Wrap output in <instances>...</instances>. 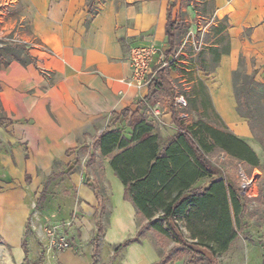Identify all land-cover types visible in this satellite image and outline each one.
<instances>
[{
  "label": "crops",
  "instance_id": "1",
  "mask_svg": "<svg viewBox=\"0 0 264 264\" xmlns=\"http://www.w3.org/2000/svg\"><path fill=\"white\" fill-rule=\"evenodd\" d=\"M178 2L102 0L101 4H92L97 12L91 14L89 0L33 1V31L41 48H31L29 53L34 62L27 66L13 61L0 68V115L13 121L0 126V139L12 145L10 153H4L2 162L17 182L29 183L31 191L37 192L41 174H49L55 162L69 165L83 156L81 149L84 148L90 162L104 160L103 185L108 200H100L84 184L81 174L72 175L63 184L76 189L80 218L75 220L76 248L61 252L57 264L93 263V245L89 240L97 235L94 215L103 202L110 214L105 234L100 238L101 264H162L165 258L163 248L151 236V227L145 228L138 240L116 251L126 240L135 239L148 221L127 196L125 186L111 168L110 157H102L99 147L93 144L109 126L116 128L123 119H131L132 114L124 117L122 113L127 109L135 112L140 101L148 96L149 90L139 91L127 84L132 77L129 52L131 48L147 45L168 51L167 26L170 18L174 20ZM215 2L218 15L230 20L233 52L222 59L218 81L213 87L207 86L215 110L225 124L236 136L249 140L251 128L236 110L231 70L241 27H254L255 39L264 36V0ZM172 56L167 58L175 62ZM165 69L173 81V67ZM174 95L156 93L149 101L158 97L171 108L177 107ZM220 95H225L232 104V116L220 111L217 101ZM174 115L172 110L167 111L164 120L174 125ZM116 119L119 120L115 122ZM17 210L24 218L17 251V260L23 262L26 253L22 237L30 207L23 193L8 188L0 192V218L10 220ZM8 225H0V236L4 239L3 230ZM78 248L83 254L76 253ZM165 264L185 263L169 259Z\"/></svg>",
  "mask_w": 264,
  "mask_h": 264
},
{
  "label": "rangeland",
  "instance_id": "2",
  "mask_svg": "<svg viewBox=\"0 0 264 264\" xmlns=\"http://www.w3.org/2000/svg\"><path fill=\"white\" fill-rule=\"evenodd\" d=\"M33 1L37 0H0V49L23 48L24 51L30 52L34 46L41 48L33 31ZM101 2L102 0H89V4H101ZM176 4L173 19L177 22V36L172 54V59L175 61L172 79L177 86L179 96H183L188 105L171 108L162 98L156 97L143 108V116L153 124V134L159 137L162 146L168 144L178 131L174 125L164 120L167 111L172 110L174 114L180 115L188 126L203 121L223 129L214 105L208 106V100L212 101V98L207 84L213 87L218 81L221 61L224 56H227H222L217 63L215 61L217 53L214 50H229L228 55L233 52L230 20L227 16L218 15L215 0H180V4L179 2ZM221 24L226 27L225 31H218ZM254 35V27H241L239 31L235 65L231 70L233 88L234 73L238 74L239 85L246 89L254 90L255 87L251 86L252 78L264 85V36L255 39ZM201 83L206 88H203ZM176 96L175 94L174 98ZM253 99L255 100V97L249 99L247 93H242V100L247 101L245 105L250 102L252 104ZM192 101H196L198 112L195 111ZM263 101L262 94L261 102ZM157 103H160L158 116L154 111ZM248 109V106H244L245 111ZM247 122L249 124V120ZM117 127L122 129L126 136H130L133 130L128 119L119 122ZM258 135L264 137V122L258 130ZM245 141L259 155L262 168L253 169L242 165L224 152L215 150L207 154L206 158L216 175L210 179H202L196 185L205 189L213 179L222 177L228 187L239 189L246 197L245 210L236 226L238 236L235 241L226 252L214 255L196 244L197 239L191 237L183 219L178 218L169 223L159 220L158 222L164 225L167 233L162 234L151 228L153 230H151V236L163 248L164 257L179 259L185 264H264V148L253 133L252 137ZM11 146L0 139V192L8 188L12 192L23 193L24 201L30 207L22 237L26 241V248L23 249L26 258L23 262L18 261V248L9 244L1 236L0 243L6 246L12 264H57L59 255L64 251L57 245L61 239H66L72 244L73 249L76 248L73 235L76 230L75 220L80 218L78 209L80 200L76 196V189L68 188L63 184L69 181L72 175L81 174L84 184L91 187L99 195L100 200H108V194L103 185L104 160L92 163L87 157V149H81L83 156L73 160L69 165L55 162L49 174L40 173L41 187L33 193L31 184L17 182V179L12 177L3 165L4 153L9 154ZM43 191L46 192L47 199L37 206ZM71 208L74 209L71 210ZM87 211L90 212L88 209ZM101 213L99 208L94 218L96 224L100 221L106 228L109 222V210L106 208L105 212ZM13 215L14 213L11 216ZM234 222H236L235 219ZM95 239L96 237H92L89 243L93 245ZM99 242L100 247L101 241ZM76 253L83 254V251L78 248ZM2 256L3 253L0 250V264L4 262ZM96 261V264H101L99 256Z\"/></svg>",
  "mask_w": 264,
  "mask_h": 264
},
{
  "label": "trees",
  "instance_id": "3",
  "mask_svg": "<svg viewBox=\"0 0 264 264\" xmlns=\"http://www.w3.org/2000/svg\"><path fill=\"white\" fill-rule=\"evenodd\" d=\"M90 7L91 14H95L97 11L93 10L94 6L90 4ZM225 30L226 27L221 24L218 31ZM176 31L177 22L170 18L167 26L169 49L165 53L166 56L174 53ZM214 51L217 53L215 60L217 63L222 56L229 54V50ZM13 61L25 66L34 62L29 51H24L23 48L0 49V68L9 66ZM173 66L174 62H171L169 67ZM233 81L237 113L249 120L252 133L264 148V137L258 135V130L264 122V101L261 102L264 85L252 78L251 86L255 87L254 90L246 89L239 85L237 73H234ZM172 83L167 69L161 68L149 86L148 96L140 101L138 109L133 113L130 109L122 113L124 117L132 114L131 119H128L130 127L133 128L130 136H126L119 127L111 125L93 144L94 147H99L102 157H110L111 168L125 186L127 196L132 198L138 212L148 221L135 239L126 240L116 248V251L138 240L147 227L166 234V228L158 221L169 223L179 218L185 221L191 237L197 239V245L214 255L223 253L238 236L236 226L245 210L246 197L239 189L228 187L222 177L213 179L205 189L196 186L200 180L210 179L216 175L207 161V154L219 150L253 169L262 168L261 159L247 141L229 131L218 114L223 129L203 121L188 126L180 115L175 114L173 124L178 131L168 144L162 146L159 137L153 134V124L140 113V110L156 93L174 95ZM201 84L206 88L203 83ZM243 92L247 93L249 99L255 97L252 104L250 102L245 105L247 101L242 100ZM192 104L198 112L196 101H192ZM208 104L210 107L213 106L211 99L208 100ZM244 106H248V111L244 110ZM203 108L205 109L204 106ZM12 122L0 115V126L10 125ZM46 199V192L43 191L37 206ZM100 208L104 213L106 210L104 202ZM104 234L105 227L99 221L96 239L93 241L92 264L97 263L99 241ZM22 247L26 248L25 239ZM168 260L165 257L161 263L165 264Z\"/></svg>",
  "mask_w": 264,
  "mask_h": 264
},
{
  "label": "built area",
  "instance_id": "4",
  "mask_svg": "<svg viewBox=\"0 0 264 264\" xmlns=\"http://www.w3.org/2000/svg\"><path fill=\"white\" fill-rule=\"evenodd\" d=\"M129 58L132 67V77L127 81L129 86L135 87L141 91L149 90L151 82L156 78L157 72L161 68L170 66L171 61L168 60L164 51H160L155 45L138 46L130 49ZM157 58V59H156ZM173 84L176 92L174 103L177 106H187V101L183 96H179L177 86ZM155 115L160 114V103L156 104L154 109ZM56 245V244H55ZM60 250L73 249L71 243L66 239H61L57 244Z\"/></svg>",
  "mask_w": 264,
  "mask_h": 264
},
{
  "label": "bare ground",
  "instance_id": "5",
  "mask_svg": "<svg viewBox=\"0 0 264 264\" xmlns=\"http://www.w3.org/2000/svg\"><path fill=\"white\" fill-rule=\"evenodd\" d=\"M217 101H218V107H219L220 111H222V113L226 114V116H232L233 115L232 114V104L228 101V99L225 97V95H220L218 97ZM249 184H251V181H249ZM18 213H19V210H17V212L14 213V215L12 216V218L10 220L7 218L6 219L0 218V225H3L4 223L9 224L8 227L3 230V235H4L5 239L9 242V244L11 243L12 246H14L15 248H19V246H20L19 240H20V236H21V227H22V223L24 220L22 215H20ZM0 250L3 253L2 257H4V262L2 264H12L11 257L8 253V250L6 249V246L2 243H0ZM15 255H16V251H15Z\"/></svg>",
  "mask_w": 264,
  "mask_h": 264
}]
</instances>
